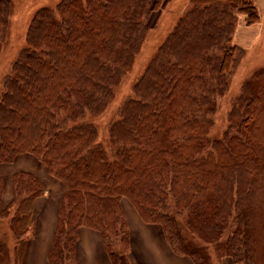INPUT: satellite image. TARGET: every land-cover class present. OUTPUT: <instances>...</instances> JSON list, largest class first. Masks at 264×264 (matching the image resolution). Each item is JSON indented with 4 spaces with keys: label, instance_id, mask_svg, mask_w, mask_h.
<instances>
[{
    "label": "trees",
    "instance_id": "obj_1",
    "mask_svg": "<svg viewBox=\"0 0 264 264\" xmlns=\"http://www.w3.org/2000/svg\"><path fill=\"white\" fill-rule=\"evenodd\" d=\"M164 3L62 0L41 8L0 81V164L32 154L64 188L48 264H76L81 227L100 232L112 264H140L123 198L195 264H210V244L233 264H264V69L242 84L240 117L232 114L221 139L209 138L215 96L242 50L233 43L237 17L261 20L254 0H190L103 138L94 123L141 50L148 16ZM9 13L10 0H0V49ZM45 190L34 175L15 173L3 208L0 175V264L9 257L3 218L22 264ZM183 212L197 236L179 224Z\"/></svg>",
    "mask_w": 264,
    "mask_h": 264
},
{
    "label": "rangeland",
    "instance_id": "obj_2",
    "mask_svg": "<svg viewBox=\"0 0 264 264\" xmlns=\"http://www.w3.org/2000/svg\"><path fill=\"white\" fill-rule=\"evenodd\" d=\"M62 0H10L9 20L0 49V81L11 69L20 52L27 45V32L35 13L41 8H56ZM190 0H165L161 10L148 16L149 32L141 50L135 55L131 67L123 76L121 82L114 88V95L102 115L94 119L100 137L106 134L108 125L119 117L117 112L121 104L132 94V88L141 78L147 65L158 50L166 35L170 33L179 19L190 9ZM233 43L242 50L238 51L236 63L229 75L227 87L222 93H217L216 111L212 115V126L209 132L211 141L221 139L231 121L237 114L240 117V105L237 102L244 81L255 71L264 69V14L257 24L248 25L244 16L239 14L233 35ZM232 118V119H231ZM36 159V158H34ZM4 169L12 167L11 164H0ZM174 202L170 206L173 208ZM179 224L190 238L197 236L186 227L187 213H181ZM34 226V225H33ZM2 236L7 243L9 257L5 264L16 262V237L11 229L10 219L5 218L1 223ZM211 254L210 264H233L231 259L218 256L213 244L209 245Z\"/></svg>",
    "mask_w": 264,
    "mask_h": 264
},
{
    "label": "crops",
    "instance_id": "obj_3",
    "mask_svg": "<svg viewBox=\"0 0 264 264\" xmlns=\"http://www.w3.org/2000/svg\"><path fill=\"white\" fill-rule=\"evenodd\" d=\"M254 2L262 16L264 0H254ZM1 164L12 166L9 169L0 167V175L4 178L3 208L13 200L15 173H30L46 187L44 194L38 197L34 204L30 241L22 264H48V253L64 194L63 185L48 172L47 166L32 154H21L14 162ZM121 204L129 225L130 249L140 264H195L191 257L173 252L162 227L143 221L127 198H123ZM75 258L76 264H112L100 232L89 227L79 229Z\"/></svg>",
    "mask_w": 264,
    "mask_h": 264
}]
</instances>
